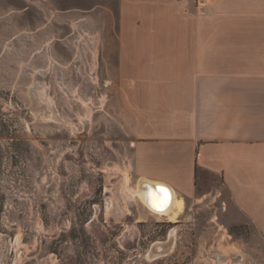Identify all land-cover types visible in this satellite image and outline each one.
Listing matches in <instances>:
<instances>
[{
    "label": "rangeland",
    "instance_id": "1",
    "mask_svg": "<svg viewBox=\"0 0 264 264\" xmlns=\"http://www.w3.org/2000/svg\"><path fill=\"white\" fill-rule=\"evenodd\" d=\"M32 2L0 0V264H264L263 236L216 177L199 174L173 222L128 201L133 124L54 11L95 3ZM171 232L172 250L149 259Z\"/></svg>",
    "mask_w": 264,
    "mask_h": 264
},
{
    "label": "crops",
    "instance_id": "2",
    "mask_svg": "<svg viewBox=\"0 0 264 264\" xmlns=\"http://www.w3.org/2000/svg\"><path fill=\"white\" fill-rule=\"evenodd\" d=\"M57 1L95 3L54 11L133 124L136 179L189 201L216 177L264 238V0Z\"/></svg>",
    "mask_w": 264,
    "mask_h": 264
},
{
    "label": "bare ground",
    "instance_id": "3",
    "mask_svg": "<svg viewBox=\"0 0 264 264\" xmlns=\"http://www.w3.org/2000/svg\"><path fill=\"white\" fill-rule=\"evenodd\" d=\"M51 118L52 117H50V119ZM87 119L88 115H86V118L83 121H87ZM127 187L128 186L126 185L125 189L130 194L128 201L135 199L136 196L147 209L157 215L165 216L170 222L175 221L184 211L183 200L178 197L176 198L174 191L167 184L140 181L135 189ZM172 236L173 232L170 233L167 241L154 243L148 252V258L154 259L168 254L174 245V238Z\"/></svg>",
    "mask_w": 264,
    "mask_h": 264
},
{
    "label": "water",
    "instance_id": "4",
    "mask_svg": "<svg viewBox=\"0 0 264 264\" xmlns=\"http://www.w3.org/2000/svg\"><path fill=\"white\" fill-rule=\"evenodd\" d=\"M142 182H145V181H142ZM149 186V185H148ZM153 187H155V186H153Z\"/></svg>",
    "mask_w": 264,
    "mask_h": 264
}]
</instances>
